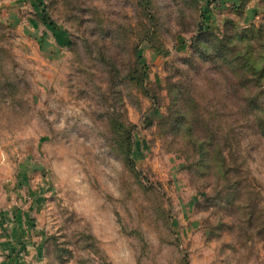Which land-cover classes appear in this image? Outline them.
Segmentation results:
<instances>
[{"label":"rangeland","instance_id":"1","mask_svg":"<svg viewBox=\"0 0 264 264\" xmlns=\"http://www.w3.org/2000/svg\"><path fill=\"white\" fill-rule=\"evenodd\" d=\"M10 1L0 264H264V0Z\"/></svg>","mask_w":264,"mask_h":264},{"label":"crops","instance_id":"2","mask_svg":"<svg viewBox=\"0 0 264 264\" xmlns=\"http://www.w3.org/2000/svg\"><path fill=\"white\" fill-rule=\"evenodd\" d=\"M10 2L11 3H6V4H9L11 6V9H9L10 10L9 14H10L11 19L12 20L20 19L22 22L24 20L26 22V23L23 22V23H25L24 26H26V28L29 30L30 34L34 35L33 38H35V34H38L40 32L41 23H43L45 26H47V24L40 18L39 13L37 12L39 10L38 7H36L37 10H36V8H34L36 10L34 15H30V16H28V18H26L23 16V14L20 11V8H22L21 2L20 3L18 1H10ZM215 15L216 14L214 13L213 17ZM49 32L51 33V36H52L53 33H52L51 29H46V31L41 33L42 34L41 35L42 40L47 41V42L51 41V37H50ZM0 242H2V244H6L5 241H3L2 239L0 240ZM1 254H5V252H3V253L1 252ZM15 257L17 259V256H15Z\"/></svg>","mask_w":264,"mask_h":264},{"label":"trees","instance_id":"3","mask_svg":"<svg viewBox=\"0 0 264 264\" xmlns=\"http://www.w3.org/2000/svg\"><path fill=\"white\" fill-rule=\"evenodd\" d=\"M32 1V5L33 6H36V7H38L39 8V6H42L43 8L39 11L40 13H39V15H40V18L43 20V21H45V22H50V20H49V18H48V15H47V13H46V9L44 8L45 7V2H44V0H31ZM204 14H205V12L203 11L202 12V16H203V18H204ZM49 25L52 27V25H51V22L49 23ZM204 27H202V29H203ZM203 31V30H202Z\"/></svg>","mask_w":264,"mask_h":264}]
</instances>
